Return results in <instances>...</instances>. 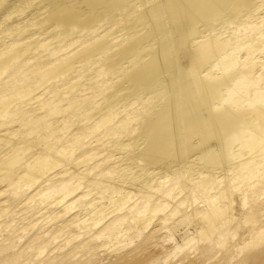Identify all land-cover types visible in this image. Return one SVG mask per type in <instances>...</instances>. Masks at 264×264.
I'll return each instance as SVG.
<instances>
[{
    "label": "bare ground",
    "instance_id": "bare-ground-1",
    "mask_svg": "<svg viewBox=\"0 0 264 264\" xmlns=\"http://www.w3.org/2000/svg\"><path fill=\"white\" fill-rule=\"evenodd\" d=\"M95 261L264 264V0H0V264Z\"/></svg>",
    "mask_w": 264,
    "mask_h": 264
},
{
    "label": "rangeland",
    "instance_id": "rangeland-1",
    "mask_svg": "<svg viewBox=\"0 0 264 264\" xmlns=\"http://www.w3.org/2000/svg\"><path fill=\"white\" fill-rule=\"evenodd\" d=\"M69 187H70V186L66 185L65 187H62V188H60V189H54V191H53L51 194H52V195L63 194V196L65 197V200H68V199H70L71 197H73L74 195H76L77 192L79 191V188H76L74 191L69 192V190H70ZM46 196H47V195H44V197H46ZM86 201H87V200H86V198H85V199H83V201H82L81 203H77V205L74 206L73 210L75 211V210L79 209V204L85 203ZM88 215H89L88 213L83 214V218H84V220L88 218ZM107 218H108V217H107ZM107 218H104V219L100 220V222L97 221V222H95V223H92V225H91L92 228H93L94 230L98 229L99 226L102 225L103 222H105V220H106ZM97 227H98V228H97ZM178 234H179V233H178ZM182 239H183V234L181 233L180 235H178V240L181 241ZM76 240H77V239H76ZM78 240H79V239H78ZM97 263H98L97 261L93 262V264H97Z\"/></svg>",
    "mask_w": 264,
    "mask_h": 264
}]
</instances>
